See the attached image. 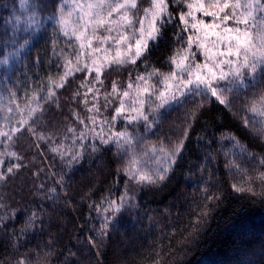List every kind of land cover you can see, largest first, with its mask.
<instances>
[{
	"label": "trees",
	"instance_id": "obj_1",
	"mask_svg": "<svg viewBox=\"0 0 264 264\" xmlns=\"http://www.w3.org/2000/svg\"><path fill=\"white\" fill-rule=\"evenodd\" d=\"M37 2L48 4V10L41 13L51 15L55 0ZM20 3L21 0H0V52L5 46L10 52L20 48L10 32V22ZM43 25L35 35H29L31 43L25 53L12 62L10 79L18 97L57 72L54 64L58 56L52 47L57 33L51 21ZM173 30L169 26L165 40L151 52L148 66L138 60L132 67L106 70L101 91H110L113 80L123 87L129 74L136 76L150 71L152 66L168 71L167 58L177 47L172 40ZM63 41L60 36V48L65 47ZM84 75L76 73L65 88L57 90L59 106H45L40 130L55 127L62 134L65 124L72 123L74 110L87 115L80 100L72 98ZM262 91L259 84L248 89L235 99L232 110L215 98L190 97L165 118L152 130L149 145L162 141L166 148L174 146L186 126L185 113L196 110L168 178L154 185L129 181L126 188L127 177L122 171L125 163L115 147L96 153L87 149L84 158L69 167L49 151L48 144L39 142L38 150L35 138L25 134L16 150L25 154L28 166L7 182L0 181V203L4 205L0 208V224L6 225L0 226V264H17L21 257L27 264H264V184L258 179L264 172L260 163L264 141L233 114L240 109L245 95L251 98ZM201 100L203 107L196 109ZM111 113L110 107L105 114ZM240 115L252 116L244 111ZM259 117L253 119L259 122ZM228 136L236 137L239 144ZM60 139L62 135L57 136ZM64 143L70 145L71 140ZM241 146L246 151H241ZM36 172L39 175H34ZM61 176L62 186L55 183ZM248 177L256 179L252 182ZM233 185L246 190L237 191ZM53 187L56 192L49 193ZM249 187L252 191L247 190ZM126 194L131 200L125 201L124 209L110 225L109 236L100 243L105 201L118 200ZM34 210L42 221L25 232V222ZM90 240L96 241V246Z\"/></svg>",
	"mask_w": 264,
	"mask_h": 264
},
{
	"label": "snow or ice",
	"instance_id": "obj_2",
	"mask_svg": "<svg viewBox=\"0 0 264 264\" xmlns=\"http://www.w3.org/2000/svg\"><path fill=\"white\" fill-rule=\"evenodd\" d=\"M21 6L29 13V26L35 24V31L42 29L44 25L37 16L47 11L49 5L21 0ZM51 8L46 20L52 22L57 33V38L52 40L53 51L58 56L54 64L57 72L54 76L48 75L46 82L41 81L39 86L26 89L22 97L9 89L8 103L0 104V113H3L0 181L7 182L28 166L25 154L16 150L17 142L25 134L35 138L36 149L41 147L39 142H45L49 151L70 167L84 158L87 149L96 153L102 148L115 147L117 154L128 155L144 140L139 131L141 126L145 134L152 132L190 97H214L220 105L232 110L235 99L242 93L258 84L264 88V0H147L146 5L145 0H55ZM19 23L17 16L14 27ZM169 26H173L172 40L177 47L167 58L168 71L152 66L150 71L137 73L134 80L130 74L125 87L113 80L110 91H101L106 70L136 65L138 60L148 66L151 52L165 40ZM60 36L65 38L64 48L58 46ZM30 43L31 37L24 38L20 47ZM198 53L203 55V62L198 61ZM3 62L7 63V59ZM76 73L85 75L72 98L80 100L87 115L74 110L72 123L65 124L62 134L55 127L51 131L40 130L47 111L45 106L53 103L59 106L57 90L65 88ZM109 107L111 115L104 116ZM201 107L203 100L196 104V109ZM241 111L252 116L240 115ZM233 114L264 141V119L259 122L253 119L254 116L264 118V91L251 98L245 95L240 109ZM195 117V109L185 113L186 126L174 146L166 148L161 141L159 147L152 144L144 151L145 156L151 153L155 158L154 171H145L139 166V160L131 156L122 168L127 177L126 188L129 181L154 185L168 178L187 139L189 121ZM118 122L123 125L117 130ZM58 135L62 139L57 140ZM227 138L239 144L236 137ZM69 139L71 144L66 145L64 141ZM241 151L246 150L241 146ZM260 163L264 165V158ZM255 179L248 177L252 182ZM258 179L264 184V172ZM62 181L63 176L55 183L62 186ZM43 187L41 184L40 188ZM233 187L237 191L246 190L237 185ZM247 190L252 191L251 187ZM48 192L54 194L56 188ZM47 198L53 199V196ZM126 199L122 195L118 200L105 201L100 243L109 236L110 225L124 209ZM3 207L0 203V208ZM37 221H42V217L34 210L25 222V232L35 228ZM15 239L19 241L20 237ZM90 243L96 246L97 242L90 240ZM17 264H27L26 258L21 257Z\"/></svg>",
	"mask_w": 264,
	"mask_h": 264
},
{
	"label": "rangeland",
	"instance_id": "obj_3",
	"mask_svg": "<svg viewBox=\"0 0 264 264\" xmlns=\"http://www.w3.org/2000/svg\"><path fill=\"white\" fill-rule=\"evenodd\" d=\"M29 3H38V2H37V0H29ZM145 3H147V1ZM51 12L52 11H50V13ZM28 15H29V13L27 11H25V9L21 6V3H20V5L18 6L17 9H15V12L13 14V21L10 20L11 21L10 22V32L13 34L14 38H16V39H14V42H16V43L22 44L23 39L29 37V35L33 34V32L35 31V28H36L35 24H33L31 27L29 26ZM17 16L20 17V23L18 25H15V27H14L15 17H17ZM46 17H47L46 14L39 13L37 16V19H39L42 24L43 23L46 24V21H48V20H46ZM25 29H27V30H25ZM50 35L51 34H49V36ZM64 41H65V38H64ZM64 41H63V46L65 45ZM26 47H27V45L23 48L20 47L18 49V51L10 52V51H8L7 46H5L4 50L2 52H0V104H2V102H4L5 104L8 103V97H9L8 90L9 89L12 90L14 88V85L11 83V79H10L11 78L10 72L12 69V62L15 61L17 58H19V56H22L25 53ZM5 58L7 59V63L3 62ZM197 59L199 62L204 61L203 55L199 54V53H198ZM125 66H131L132 67L134 65L129 64V65H125ZM134 74L132 77L133 80L135 79ZM127 82H128V80H127ZM126 84L123 87H125ZM6 98H7V100H6ZM210 98H214V97H210ZM2 115H0V123H2ZM103 115L108 116V114L106 115L105 112L103 113ZM259 118L264 119L262 117H259ZM122 125H123V122H118L116 125L117 130L120 127H122ZM139 131H140V134L144 136V140L142 142L137 143L134 147V150L130 151V153L128 155H124L123 153H121L123 156V161L126 165L127 161L131 158L132 155H134L139 160V162H140L139 166L140 167H142L145 171H149V170L154 171L155 168L157 167V164L155 162V158L152 157L151 153H149L148 156L144 155V151L148 147L151 146L147 143V139H148V137L151 136L152 132L145 134L142 126L140 127ZM157 146L159 147V145H157ZM126 197L128 198V199H126V201L131 200V196L129 194H126Z\"/></svg>",
	"mask_w": 264,
	"mask_h": 264
}]
</instances>
